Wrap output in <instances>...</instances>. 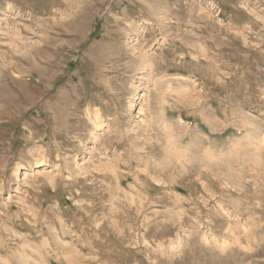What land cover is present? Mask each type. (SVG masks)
Wrapping results in <instances>:
<instances>
[{
  "label": "rangeland",
  "instance_id": "374dc122",
  "mask_svg": "<svg viewBox=\"0 0 264 264\" xmlns=\"http://www.w3.org/2000/svg\"><path fill=\"white\" fill-rule=\"evenodd\" d=\"M0 264H264V0H0Z\"/></svg>",
  "mask_w": 264,
  "mask_h": 264
},
{
  "label": "bare ground",
  "instance_id": "6f19581e",
  "mask_svg": "<svg viewBox=\"0 0 264 264\" xmlns=\"http://www.w3.org/2000/svg\"><path fill=\"white\" fill-rule=\"evenodd\" d=\"M5 67H6V66H5ZM19 72H20V71H19ZM52 128H53V127H52ZM246 131H247V130H246ZM244 132H245V131H244ZM253 132H254V131H253ZM247 133H249V132H246V134H247ZM250 133H251V131H250ZM254 134H255V132H254ZM251 135H252V133H251ZM243 140H244V141H247V139H245V138H244ZM250 141H251V140H250ZM252 142H253V141H252ZM255 144H256V143H255ZM257 144H258V143H257ZM257 144H256V145H257ZM252 145H253V144H252ZM254 146H255V145H253V147H254ZM250 147H251V145H250ZM253 147H252V148H253ZM240 148H242V147H240ZM240 148H239V150H241ZM255 148H257V147H255ZM245 150H246V149H245ZM256 150H258V149H255L254 151H256ZM254 151H252V152H254ZM247 153H248V150H247ZM243 155H244V154H243ZM250 155H251V154H250ZM47 171H48V170H47ZM112 248H113V247H112ZM70 262H71V261H70Z\"/></svg>",
  "mask_w": 264,
  "mask_h": 264
}]
</instances>
